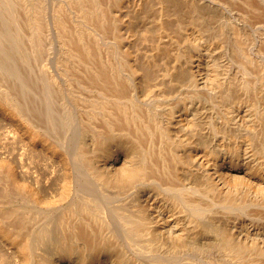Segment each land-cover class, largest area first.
Here are the masks:
<instances>
[{"label": "rangeland", "instance_id": "1", "mask_svg": "<svg viewBox=\"0 0 264 264\" xmlns=\"http://www.w3.org/2000/svg\"><path fill=\"white\" fill-rule=\"evenodd\" d=\"M241 137L264 167V0H0V264H264V191L204 171Z\"/></svg>", "mask_w": 264, "mask_h": 264}, {"label": "bare ground", "instance_id": "2", "mask_svg": "<svg viewBox=\"0 0 264 264\" xmlns=\"http://www.w3.org/2000/svg\"><path fill=\"white\" fill-rule=\"evenodd\" d=\"M108 91V90H107ZM115 91V90H114ZM117 91V90H116ZM119 91V90H118ZM112 93V92H110ZM119 93V92H117ZM220 94H223L222 92H220ZM111 95V94H110ZM118 95V94H117ZM244 104V107H242L243 105H239V107L241 108H238L237 110L236 109H232L230 110L229 112V117L231 116H235L237 118V120H245V121H251V118H249V115H251V112L250 110L252 109V107H250L246 102H242ZM233 105V104H232ZM226 113V114H227ZM228 115V114H227ZM243 123V122H241ZM122 129V128H120ZM231 131H235V130H232ZM232 133V132H231ZM238 133V131H237ZM120 134V133H118ZM117 134V137L114 139L113 137L111 139L115 140V143L118 145L117 148V151H113L111 153L108 154V158L103 162V165H108L110 167H113L115 165H118V166H121V164H123L126 160V156H127V153H128V150L130 149V147H132V144L128 142V140L126 139V137H118L119 135ZM237 135V134H236ZM116 136V135H115ZM112 140V142H113ZM248 139L245 138V139H242V137L240 138V141H235L233 143V141H229L227 142V144H223V145H229L230 143H233V148H235V150L237 151L238 155L235 154V156H230V158H228L229 160H226V159H222V161H217L215 160L213 162V165H209L207 162H206V169H204V171L206 170L209 174V189L210 188H214V190L218 189L219 190V193L221 191V189L223 188L224 184L223 183H227L228 181H235V182H245L246 184L248 183L253 185L251 186L254 187V189H262V191H264V167L262 165L259 164V162H257V157L258 154L256 153V149L247 141ZM113 144V143H112ZM116 145V146H117ZM206 147V145H204V148ZM224 147V146H223ZM222 147V148H223ZM226 147V146H225ZM229 147V146H228ZM209 148V147H208ZM113 149V148H112ZM115 149V148H114ZM113 149V150H114ZM228 151V150H226ZM228 153V152H227ZM231 153V152H230ZM233 153V152H232ZM235 153V152H234ZM257 154V156H255ZM232 155V154H231ZM234 155V154H233ZM221 156V155H220ZM262 158V156H260ZM226 158V157H225ZM263 161H264V157L262 158ZM260 161V159H259ZM262 161V162H263ZM264 163V162H263ZM201 164V162L199 163ZM205 165V164H204ZM202 166V165H201ZM117 167V166H115ZM203 168V167H202ZM139 171V170H138ZM126 173V172H125ZM124 173V174H125ZM134 173V171L132 172H127V174H130L132 175ZM231 181V183H232ZM228 184L230 185V183L228 182ZM226 185V184H225ZM240 185V184H239ZM232 186H234L232 184ZM226 189L228 188L227 186H225ZM224 187V188H225ZM231 187V186H230ZM242 187V186H240ZM223 188V189H224ZM208 189V188H207ZM222 189V190H223ZM231 189V192L234 190L232 188H229ZM229 189L227 190H224L225 192H230ZM253 189V191H254ZM237 191V190H236ZM236 191H234V193H236ZM231 192H230V195H231ZM238 192V191H237ZM240 192H243V191H239V194ZM250 192V191H249ZM224 195L225 193L222 192ZM222 193H220L222 195ZM229 194V193H228ZM227 194V195H228ZM223 196V195H222ZM229 196V195H228ZM228 196H224V197H227ZM238 196V195H237ZM230 197V196H229ZM236 197V196H235ZM240 197V196H239ZM226 198V199H227ZM232 198V197H231ZM234 198V197H233ZM232 198V199H233ZM247 198V197H246ZM219 199V198H218ZM221 199V197H220ZM219 199V200H220ZM225 198H222V200L224 201ZM238 199V198H237ZM236 198L233 199L232 201H235L237 200ZM242 199V198H241ZM240 199V200H241ZM229 200V198H228ZM227 200V201H228ZM246 199H242V201H244ZM248 201V200H247ZM246 201V202H247ZM233 203V202H231ZM229 204V205H232V204ZM236 203V202H235ZM239 203V201H238ZM241 203V201H240ZM195 207V206H194ZM231 207V206H230ZM233 208V207H232ZM84 222V221H83ZM249 224V222H248ZM248 224L246 226H248ZM79 227V228H78ZM77 228L79 229V233L84 237L86 243L92 245L94 247V249H99L102 251V249H104L106 246L104 245L103 242H96V241H99V238L100 237H96L98 240H96V238H94L93 236V232H88L84 229L85 226L83 225H80L78 226ZM172 227V226H171ZM250 227H248V230H249ZM247 228H246V232L248 231ZM78 231V230H77ZM252 231V232H251ZM256 231L259 232V230H249V232L252 233L255 235ZM97 232V231H96ZM240 231H238L239 233ZM245 232V233H246ZM237 233V234H238ZM241 233V232H240ZM244 233V234H245ZM100 234V233H99ZM236 234V235H237ZM243 234V235H244ZM246 235V234H245ZM249 235V234H248ZM247 235V236H248ZM238 236V235H237ZM244 237V236H243ZM246 237V236H245ZM102 239V237H101ZM106 243V242H105ZM109 249V248H108Z\"/></svg>", "mask_w": 264, "mask_h": 264}]
</instances>
